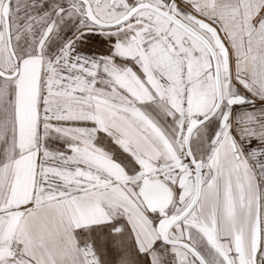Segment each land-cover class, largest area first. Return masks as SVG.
Returning a JSON list of instances; mask_svg holds the SVG:
<instances>
[{
    "label": "snow or ice",
    "instance_id": "snow-or-ice-1",
    "mask_svg": "<svg viewBox=\"0 0 264 264\" xmlns=\"http://www.w3.org/2000/svg\"><path fill=\"white\" fill-rule=\"evenodd\" d=\"M0 264H264V0H0Z\"/></svg>",
    "mask_w": 264,
    "mask_h": 264
}]
</instances>
